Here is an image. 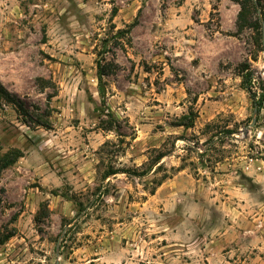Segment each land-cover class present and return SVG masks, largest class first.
I'll return each mask as SVG.
<instances>
[{"label":"rangeland","instance_id":"1","mask_svg":"<svg viewBox=\"0 0 264 264\" xmlns=\"http://www.w3.org/2000/svg\"><path fill=\"white\" fill-rule=\"evenodd\" d=\"M254 1L0 0V158L20 152L0 170V225L17 215L0 264H264Z\"/></svg>","mask_w":264,"mask_h":264},{"label":"trees","instance_id":"2","mask_svg":"<svg viewBox=\"0 0 264 264\" xmlns=\"http://www.w3.org/2000/svg\"><path fill=\"white\" fill-rule=\"evenodd\" d=\"M249 4L252 7V0H248ZM257 2H259V0H256ZM241 10L238 14V20L240 21V24L246 23V13H249V11L246 9V6L244 3H241ZM135 23H133L130 27H132ZM254 25L257 27L258 23L254 22ZM240 25V27H242ZM127 30H118L117 35H122L124 34V32ZM96 79H97V84H98V94L100 97V103L102 105H105V89H104V82H103V76L105 75L103 66L101 65L100 62L97 61L96 63ZM243 84L245 89L250 93L251 92V73L247 74L244 76L243 78ZM262 90L264 91V88H262ZM254 94L252 95V100H253ZM0 99L4 100L7 103H14L13 102V98L8 94V92L3 89L0 86ZM255 109L257 111H259L262 108V102L261 100H258V102H255L254 104ZM97 111L99 112V119H100V124H102L104 121L103 117H109V121H106L107 126L102 127L101 129L103 131L106 132H114L116 133L117 139H118V144L115 145L117 146V148H120L121 143H124V134L122 133V130H120V127L118 125H116L117 123V119L115 118V116L113 114H111L110 112H108L107 114H104V111L101 110L100 108H96ZM193 115V114H192ZM196 116V115H195ZM193 115V117H195ZM177 126H182L184 128H190L193 126V118H189L187 116H184L182 118V121L177 125ZM211 141V139H210ZM107 142L104 143L102 146H106ZM165 154L163 153H159L155 156V158L153 159V162L151 163L152 166H156V170H159L162 165L160 163L161 159L164 157ZM20 157V152L17 150H13L10 151L8 153H6L5 155H3L2 158H0V170L11 165L12 163H15V161ZM178 169H183V168H178ZM179 171V170H178ZM117 173H126L124 170H115L112 169L111 167H108L107 170L103 173V179L105 180L106 178L116 175ZM168 178V176L164 175L163 179L160 180L159 182L155 183V187H159L162 182L164 181V179ZM156 189H153L150 194H154ZM47 208L45 206H42L38 211L36 216L34 217L35 223L39 225L41 219L43 216H47ZM17 219V215H14L11 220L12 222H9L8 224H4V225H0V246L5 244L7 241H9L11 238L15 237L17 235V230L15 227L11 226V223H13V221H15ZM69 223H67L66 225H69Z\"/></svg>","mask_w":264,"mask_h":264},{"label":"water","instance_id":"3","mask_svg":"<svg viewBox=\"0 0 264 264\" xmlns=\"http://www.w3.org/2000/svg\"><path fill=\"white\" fill-rule=\"evenodd\" d=\"M254 4L257 7L256 1H254ZM258 12H259V10H258ZM261 28H262V42L264 43V22L261 23ZM263 53H264V49H263Z\"/></svg>","mask_w":264,"mask_h":264},{"label":"built area","instance_id":"4","mask_svg":"<svg viewBox=\"0 0 264 264\" xmlns=\"http://www.w3.org/2000/svg\"><path fill=\"white\" fill-rule=\"evenodd\" d=\"M249 161H250V162H252L253 160H252V159H250Z\"/></svg>","mask_w":264,"mask_h":264}]
</instances>
